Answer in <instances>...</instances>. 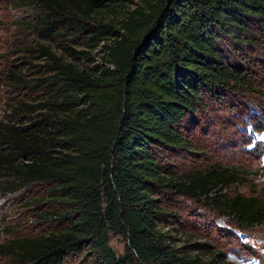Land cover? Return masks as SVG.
Returning a JSON list of instances; mask_svg holds the SVG:
<instances>
[{
    "label": "trees",
    "instance_id": "16d2710c",
    "mask_svg": "<svg viewBox=\"0 0 264 264\" xmlns=\"http://www.w3.org/2000/svg\"><path fill=\"white\" fill-rule=\"evenodd\" d=\"M9 1L20 60L3 72L0 180L43 190L34 224L0 242V264H233L178 243L164 197H200L248 228L264 222V188H246L240 167L177 170L165 154L194 152L206 96L259 90L222 43H258L264 0Z\"/></svg>",
    "mask_w": 264,
    "mask_h": 264
},
{
    "label": "rangeland",
    "instance_id": "374dc122",
    "mask_svg": "<svg viewBox=\"0 0 264 264\" xmlns=\"http://www.w3.org/2000/svg\"><path fill=\"white\" fill-rule=\"evenodd\" d=\"M20 10L9 0H0V116L9 91L4 86L3 72L14 65L19 52L13 50L14 21ZM229 58L246 63L254 70L259 90H234L221 97L206 96L205 106L192 117L190 128L194 152L166 153L169 168L191 169L207 164H225L248 172L246 188H264V36L258 43H222ZM0 180V242L14 233L31 227L30 197L42 194L43 188L31 186L9 192ZM23 193V195L21 194ZM164 197L167 207L176 213L169 227L178 243L206 242L208 249L220 250L233 264H264V222L248 228L238 227L226 214L209 206L202 198L170 193ZM109 244L122 253L126 240L121 234H110ZM250 247V249H247Z\"/></svg>",
    "mask_w": 264,
    "mask_h": 264
}]
</instances>
